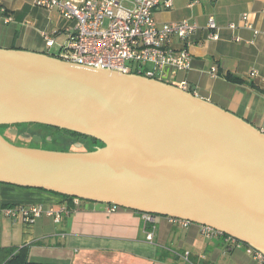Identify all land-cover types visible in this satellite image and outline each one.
<instances>
[{
	"label": "water",
	"instance_id": "95a60500",
	"mask_svg": "<svg viewBox=\"0 0 264 264\" xmlns=\"http://www.w3.org/2000/svg\"><path fill=\"white\" fill-rule=\"evenodd\" d=\"M59 56L0 48V126L43 124L105 146L49 151L0 133V183L209 226L264 255V132L194 88Z\"/></svg>",
	"mask_w": 264,
	"mask_h": 264
},
{
	"label": "crops",
	"instance_id": "0c3cea01",
	"mask_svg": "<svg viewBox=\"0 0 264 264\" xmlns=\"http://www.w3.org/2000/svg\"><path fill=\"white\" fill-rule=\"evenodd\" d=\"M3 3L11 10L14 21L5 24L0 19V41L5 43L1 49L48 54L67 44L66 29H72L73 23L51 20L53 12L37 7L33 0ZM244 13H249L256 28L264 30V0H176L171 10L157 11L155 19L159 24L188 20L204 28L214 17L220 27L219 41L201 42L196 37L189 48V72L167 70L164 78L169 84L187 82V91L194 88L199 98L264 132V36L244 27ZM32 16L40 25L29 22ZM45 17L49 19L46 22ZM230 24H236L237 29L231 30ZM42 31L57 32L53 47L43 40ZM175 44L180 46L179 41ZM254 70L259 76H250ZM228 74L240 82L228 81ZM31 205L64 211L59 223L43 215L33 224L0 213V251L28 247L32 263L190 264L183 258L189 252L193 264H256L245 248L228 252L223 238L204 236L199 224L184 227L169 217L156 216L154 238L149 241L151 225L137 211L120 208L112 213L109 206L98 210L96 203L85 202L77 207L74 201L54 194L0 184V208ZM3 254L0 252L1 261Z\"/></svg>",
	"mask_w": 264,
	"mask_h": 264
},
{
	"label": "built area",
	"instance_id": "2783aa9c",
	"mask_svg": "<svg viewBox=\"0 0 264 264\" xmlns=\"http://www.w3.org/2000/svg\"><path fill=\"white\" fill-rule=\"evenodd\" d=\"M0 0V19L5 24L14 21L11 10ZM34 4L50 12H57L74 27L67 28L69 39L60 50L59 58L63 61L81 66L105 69L123 74H137L150 79L163 80L167 70L180 73L192 68V56L189 48L199 41H219L220 27L214 17H210L206 26L201 28L192 21L184 20L173 24H159L155 19L157 11H168L176 0H33ZM246 29L255 35H263L264 30L255 27L249 13L242 15ZM236 30V24H230ZM57 32L42 31L41 36L49 47L55 45ZM237 41L240 39L237 38ZM176 41L180 46H176ZM144 74V75H143ZM216 74V68L212 69ZM250 76H259L254 70ZM179 87L187 91L188 84ZM80 199H74V205H82ZM112 213L120 207L108 205ZM62 212L55 209H43L38 205L7 206L0 208V213L12 220L21 218L33 224L43 215L51 217L56 223L61 221ZM155 215L144 213L143 218L152 230L147 239L152 241L155 233ZM173 222L184 227L192 223L171 218ZM204 236L210 239L223 238L226 251L245 248L253 256L256 264H264V255L249 245L209 226H201ZM190 253L183 258L193 264Z\"/></svg>",
	"mask_w": 264,
	"mask_h": 264
},
{
	"label": "trees",
	"instance_id": "16d2710c",
	"mask_svg": "<svg viewBox=\"0 0 264 264\" xmlns=\"http://www.w3.org/2000/svg\"><path fill=\"white\" fill-rule=\"evenodd\" d=\"M144 75V74H143ZM227 80L230 81V82H240V80L238 78H235L233 77L231 74H228L226 76ZM21 126H37L41 129H44L45 131L46 130H50V131H55V132H62V133H65L71 137H75V138H82V139H85V140H89L90 143H91V148H85V147H82V149L78 150L75 148V145L76 144H72V146L68 147L67 149H57L55 148L57 142L54 140V138H52V141L49 143L47 141V136H44L41 138L43 139V142L41 143L42 145L43 144H51V146H53L52 148H42L41 146L37 145V142L35 143H32L34 142L32 139L30 140V144L34 145V146H29V145H24L26 147H32V148H39V149H43V150H49V151H64V152H87V151H94L96 148H100V147H104V143H102L101 141L97 140V139H94L92 137H89V136H86V135H83V134H80V133H77V132H74V131H70V130H66V129H61V128H57V127H53V126H48V125H43V124H34V123H27V124H17V125H4V126H0V133L1 135L10 142V139L9 137H13V135L9 132L10 129H16L19 131V127ZM21 133L19 131V135H17V137H20L22 139V137L20 136ZM33 137V136H32ZM24 140V139H23ZM12 142V141H11ZM27 142V141H26ZM29 144V143H28ZM18 146H23V145H18ZM0 184H4V185H8V186H13V187H18V188H23V189H31V190H37V191H41V192H46V193H50V194H54V195H57V196H60L64 199H68V200H71V201H74L75 198H72L70 196H65V195H62V194H59V193H56V192H53V191H47V190H44V189H38V188H30V187H21V186H15V185H11V184H5V183H0ZM82 201V200H81ZM83 203H88L86 201H82ZM139 212V211H137ZM139 213H142V212H139ZM144 214V213H142ZM1 255L3 254V258H2V261L0 260V264H41V263H32L29 261V249L28 247H23V248H20V249H17V248H9V249H2L1 251Z\"/></svg>",
	"mask_w": 264,
	"mask_h": 264
},
{
	"label": "rangeland",
	"instance_id": "374dc122",
	"mask_svg": "<svg viewBox=\"0 0 264 264\" xmlns=\"http://www.w3.org/2000/svg\"><path fill=\"white\" fill-rule=\"evenodd\" d=\"M51 16V20H54L55 22L59 23V24H71L72 22H69L67 21L65 18H63L59 13L57 12H53L52 14H50ZM49 19L48 18H44L43 21L46 22L48 21ZM31 24H34V26H38L40 25L39 22L36 21L35 17L32 16V20L29 21ZM5 43L3 41H0V46H4ZM19 131L21 133H26V134H29L31 136H39V137H44V136H47V137H51V138H54V140L57 142L55 148L57 149H67L68 147L72 146V144H81L82 147H85V148H91V143L89 140H85V139H82V138H75V137H71L65 133H62V132H53V131H50V130H44V129H41L37 126H21L18 128ZM11 138V139H10ZM10 139V142L12 144H15V145H29V146H34L32 144H30V140H23L21 139L20 137H17L15 135H13V137H9ZM27 141V142H26ZM29 143V144H28ZM32 143H35V142H32ZM50 143V142H49ZM37 145L41 146L42 148H52L53 146H51V144H41V143H37Z\"/></svg>",
	"mask_w": 264,
	"mask_h": 264
}]
</instances>
